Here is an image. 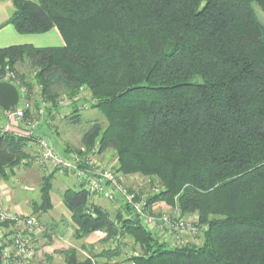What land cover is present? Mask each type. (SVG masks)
<instances>
[{"label": "trees", "instance_id": "1", "mask_svg": "<svg viewBox=\"0 0 264 264\" xmlns=\"http://www.w3.org/2000/svg\"><path fill=\"white\" fill-rule=\"evenodd\" d=\"M12 4L4 23L19 33L55 27L64 44L0 47V80L9 65L28 98L35 87L51 101L88 90L106 124L90 126L83 143L112 148L120 174L156 180L162 188L149 204L196 214L206 226L199 244L170 245L138 223L127 203L113 219L84 188L69 187L62 197L74 236L127 235L140 249L123 258L133 264H264V20L255 10L256 4L264 12V0ZM17 63L28 64L32 77ZM72 111L68 122H79L78 109ZM29 140L0 134L2 175L4 165L19 163ZM51 179L43 176L33 212L51 207ZM115 245L91 255L119 256ZM63 253L66 264H93L77 261L73 248Z\"/></svg>", "mask_w": 264, "mask_h": 264}, {"label": "rangeland", "instance_id": "2", "mask_svg": "<svg viewBox=\"0 0 264 264\" xmlns=\"http://www.w3.org/2000/svg\"><path fill=\"white\" fill-rule=\"evenodd\" d=\"M255 10L258 14V17L261 20H264V12L256 4H255ZM15 68L17 71L25 73L28 78L32 77L33 75V71L26 63H21V64L17 63L15 65ZM39 91L40 90H38V87H35L31 98H29V101H30V104L33 110L31 111V115H33L31 116V118L33 119L36 118L37 110L42 108L43 105L47 107L46 108L47 112L45 113L46 117L44 118L42 122H39L38 124H36L34 126V129L29 130L28 134L37 135V136H41L43 138L48 139L50 143H52V145L62 154H66L70 152H78L81 147L89 149L90 151L91 149L95 148L97 143L89 147L83 143V135L89 129V127L94 124H97L98 126L103 127L106 124V120L104 118V115L97 108L92 107L93 98L91 97L89 91L86 90L85 88H81L80 91L77 93V95L73 97H68L65 94H59L55 98L54 101L44 99ZM66 98H68L70 102L66 105H62L60 101ZM75 107L79 111L78 113L81 116V120L77 123H69L68 118H70L71 114L75 112V111H72L73 108ZM40 125H41V128H40ZM32 135H29L31 140L27 141V144H26V147H28L29 151L25 152L24 153L25 155L21 156L20 160H22L26 156L32 155L30 154L31 152L30 146H32L31 141L35 139L34 136ZM96 154H98L96 158L100 163L111 166V168L115 171L113 166L114 164H116V159H115V152L112 148H107V149H104L103 151H100V149L97 148ZM20 160L17 165H13V166L4 165L1 171L7 177L9 176L11 178L14 177V179L12 178L13 179L12 182L15 185L17 184L16 187H18L19 189V190L13 191L16 193V194L13 193L14 194L13 198L15 200L39 201L40 187H41L42 180L40 183L38 179H39V171L41 170H44V172L42 171L43 176L52 174V177H53L55 174L52 183H53V187L59 192L64 187V181L67 182L69 187H72V188L79 187V185L71 177L73 176L71 174H70L71 176L70 175L65 176L64 175L65 173L58 171L56 168H52L49 164H46V163L45 164H40V163L34 164V163H28V162L24 163L23 161H20ZM21 165H24L23 168L25 169H34V171L37 172L33 174L35 179L33 180L32 184L34 185L37 182V183H40L39 186H35L33 187V189H24L23 187L21 188L19 183H16L18 179L20 180L19 178L20 174L18 172L17 167ZM117 173L120 174L119 172ZM120 175L119 176L121 177V180L126 188L134 192L137 198L139 199L144 198L145 204H146L145 205L146 213L155 215V216L167 214L173 217L174 216L181 217V218H184L185 220L191 221L192 224H194L197 227L196 233H193V234H190L188 232L184 233L182 235L181 241L175 240L173 236L168 232H164L162 234L157 233V231L152 232L156 236V238H159L160 240H165V242H167L170 245H183L187 243L199 244L200 243L202 235H203V231L206 226L198 223V216L196 214L181 215L177 207H171L170 205L166 206L163 203L149 204L148 198L154 193L159 192L160 189L162 188L161 185L156 180L149 181V179L139 174H130V175L120 174ZM7 181H10V179H8ZM154 188H156L157 191H154ZM33 201L30 202V206ZM104 201H107V200L103 199L101 206L96 204V207L106 210L112 216L113 219H115V215L117 212H121L122 214H124L123 211H120L121 202L123 203L121 199L116 200V201H107V202H104ZM132 212L134 216L137 218L136 221L140 223L142 226H144L140 217L133 210ZM29 215H32V216L34 215L39 221H41L44 224L46 230L42 234V236L51 233L49 228L46 226L47 223L45 222L46 221L45 216L41 217V214L39 211L35 213L34 212L30 213ZM146 229L148 230V228ZM61 233H64V232H61ZM99 234L100 233H98L97 235L93 234L92 238H95L93 237L94 235L99 236ZM50 238L54 242L53 247L56 246L57 250H55L56 252L54 251V254L48 255L50 261H47L46 254H43V251H41L42 253L40 255L41 256L40 258L41 260L44 261V264H66L63 250L71 249V248L76 250L77 261H83L85 258H88L89 254H97V253H100L102 250H108V248H113L114 246H116L115 245L116 241L118 242V244H120V247H121L120 255L119 256L115 255L113 256V258H115L118 261H120L121 259L122 261H124L123 258L140 252L138 245L133 243L132 239L128 237L127 235L120 238L119 241L116 239H114L115 241L113 239H105V235H102V238L99 237L100 239L99 238L94 239L92 242H86L83 239H81L80 241H77L78 239L75 236L72 237V235L70 234L64 237L63 235L59 236L58 233L57 234L51 233ZM36 245H37V241H36ZM99 260H102V259H99Z\"/></svg>", "mask_w": 264, "mask_h": 264}, {"label": "built area", "instance_id": "3", "mask_svg": "<svg viewBox=\"0 0 264 264\" xmlns=\"http://www.w3.org/2000/svg\"><path fill=\"white\" fill-rule=\"evenodd\" d=\"M2 76L1 80L14 84L19 92L17 105L11 110L4 111L10 123L1 128L2 132H11L19 136L32 135L28 134V131L34 129V126L43 120L47 107L43 105L37 110L36 118H31L33 110L26 87L20 83L9 65L5 66ZM69 102L68 98L60 101L62 105ZM32 136L35 138L31 141L32 146H30L32 155L26 156L20 161L34 164L46 163L58 171L73 175L89 197L99 196L107 201L121 199L131 207L151 232L157 231L161 234L168 232L177 241H181L182 235L186 232L196 233L197 227L184 218L167 214L155 216L146 213L144 198H137L134 192L125 187L120 174L114 171L111 166L97 160L98 145L91 151L81 147L78 152L62 154L48 139L37 135ZM154 191L157 189L154 188ZM45 230L44 224L34 215L18 213L0 204L1 264H44L37 249L36 238L38 235H42Z\"/></svg>", "mask_w": 264, "mask_h": 264}, {"label": "crops", "instance_id": "4", "mask_svg": "<svg viewBox=\"0 0 264 264\" xmlns=\"http://www.w3.org/2000/svg\"><path fill=\"white\" fill-rule=\"evenodd\" d=\"M12 11H13L12 0H0V47H5L9 45H14V44H24V43L31 44L37 47L39 46H61L64 44V41L61 35L59 34L58 30L55 27L51 28L48 31L42 32V33H19L12 24L4 23L9 17V15L12 13ZM45 117L46 115L44 116V118ZM7 123H10V122L7 119L4 111L0 109V134L2 133L1 128ZM40 128H41V125H40ZM27 151H29L28 147H26L25 149V152ZM23 166L24 165L17 167L18 172L20 174V177H19L20 180L18 179L16 183H19L21 188L23 187L24 189H33V187L39 186L43 178L42 171L44 172V170H41V171L38 170L39 171L38 180L40 181V183L36 182L33 185L32 182L35 179L33 174L37 172H35L34 169H25L23 168ZM64 175L69 176L70 174L65 173ZM54 176L51 179V188L49 191L51 207L46 211H42L41 209H39L38 211L40 212L41 217L45 216V220H46L45 222L47 223L46 226L49 228L51 233H54V234L58 233L59 236L63 235L64 237L70 234L72 235V237H74L75 224L71 220L72 210L65 203L62 197V192L66 188H69V185L67 184L66 181L62 180L64 181V187L59 192L53 187L52 182H53ZM71 177L79 185V187H76V188L74 187V189L81 188L82 186L80 182L75 177L73 176ZM12 178L14 179V177ZM12 178L10 176L7 177L6 175H2L0 173V204L11 208L12 210L18 213H23V214L33 213V209L30 206V202L33 200L31 201L19 200L18 201L13 198V195L16 194L13 191H16L19 189L18 187H16L17 184L16 185L13 184ZM8 179H10V181H7ZM89 200L91 204L93 205L97 204L99 206H101L103 202V198L101 199V197L99 196H90ZM104 202H107V201H104ZM61 232H64V233H61ZM98 233H100L99 236H95ZM50 234H46L43 236L38 235L36 238L38 252L41 255L42 253L41 251H43V254H46L47 261H50L48 255L54 254V251L57 250L56 246L53 247L54 242L51 240ZM93 234H95L93 236L95 238H92ZM102 235H105V232L101 230H97L95 232H92L86 235L85 237L78 238L77 241H80L81 239H83L86 242H92L94 239H98L99 237L102 238ZM88 258H90L93 264H133L132 262H128V261L126 262L122 260L118 261L113 257H111L110 259L106 257L95 258L91 254L88 255ZM99 259H102V260H99Z\"/></svg>", "mask_w": 264, "mask_h": 264}, {"label": "water", "instance_id": "5", "mask_svg": "<svg viewBox=\"0 0 264 264\" xmlns=\"http://www.w3.org/2000/svg\"><path fill=\"white\" fill-rule=\"evenodd\" d=\"M18 100L19 92L17 87L8 81L0 80V109L9 110L14 108Z\"/></svg>", "mask_w": 264, "mask_h": 264}]
</instances>
